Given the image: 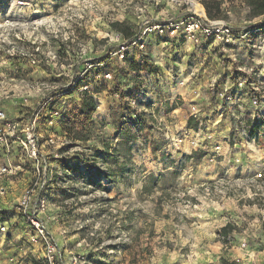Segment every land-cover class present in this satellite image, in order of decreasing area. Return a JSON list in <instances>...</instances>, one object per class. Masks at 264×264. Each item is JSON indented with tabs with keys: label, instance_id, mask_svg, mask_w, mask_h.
<instances>
[{
	"label": "rangeland",
	"instance_id": "obj_1",
	"mask_svg": "<svg viewBox=\"0 0 264 264\" xmlns=\"http://www.w3.org/2000/svg\"><path fill=\"white\" fill-rule=\"evenodd\" d=\"M188 1L161 0L158 6L150 2L146 7L139 0L100 1L99 20L94 25L86 22L85 31L76 33L67 60L47 70L53 77L61 75L58 83H64L74 64L84 67L90 60H107L113 74L112 80L96 84L98 107L88 124L74 128L75 101L70 99L64 112L67 126L63 122L41 128L43 137L53 133L71 142L65 148L43 149L50 163L67 173L62 185L69 191L59 194L54 189L50 214L55 218L48 225L61 243L65 264H74L72 254L77 252L83 254L81 264H264V123L250 126L242 138L234 129L236 119L226 114L215 127H202L213 136L203 144L205 148L189 153L186 147L184 152L173 146L185 129L198 128L196 120V126H188L193 105L200 117L208 116L209 123L216 120L213 111L220 102L216 93L223 87L225 73L235 71L226 70L227 58L214 60L208 55V70L189 80L199 55L182 40L155 35L148 38L145 50L131 52L130 60L137 65L144 58L151 72L137 71L130 60L120 62L109 55L117 43L113 23H124L134 32L141 13L176 17L190 7ZM192 1L234 27L264 19L250 18L244 0ZM52 46H57L55 41ZM161 56L165 60L159 64ZM231 57L242 61L240 56ZM216 73V82L208 85ZM179 76L188 79L187 85L177 82ZM115 90L120 96H114ZM7 102L13 111L10 116H15L20 107ZM238 104L236 98L235 114ZM124 130L135 136L128 142L130 157L120 158L125 168L108 180L97 171L109 173L116 166L109 168L98 157L104 144L122 142ZM23 185L17 182L1 201L10 204ZM226 223L234 228L223 242L218 232ZM20 224L9 226L10 234H0V264H36L25 248H19L22 242H14L16 236L23 237ZM12 254L20 261L9 263ZM29 257L32 261L27 263Z\"/></svg>",
	"mask_w": 264,
	"mask_h": 264
},
{
	"label": "built area",
	"instance_id": "obj_2",
	"mask_svg": "<svg viewBox=\"0 0 264 264\" xmlns=\"http://www.w3.org/2000/svg\"><path fill=\"white\" fill-rule=\"evenodd\" d=\"M100 1L106 0H0V149L3 151L0 161L5 159L4 163L0 162V234L7 235L10 227L21 223L19 232L23 231V237L16 236L14 242L21 241L19 248H25L36 264H65L61 243L48 225L55 218L50 214L54 189L59 194L69 191L62 185L67 173L50 163L43 149L65 148L71 143L53 133L43 137L41 128L62 124L70 99L75 101L74 112L84 95L96 101V84L113 79L107 60H90L84 67L74 64L70 78L64 83H58L61 75L53 77L47 70L67 60L71 43L78 31H85L86 22L94 25L99 20ZM139 1L146 7L150 2L158 6L161 0ZM188 2L190 7L176 17L160 20L141 13L139 17L143 18L131 37L125 38L115 30L117 43L109 55L120 62L126 61L134 49L145 50L148 38L155 35L182 40L199 55L188 73L189 80L208 70L211 63L206 61L208 55L214 60L227 58L226 70L235 71L225 73L223 87L216 93L220 99L213 111L216 120L209 123L208 116L200 117L193 105L191 115L198 128L185 129L174 139L175 150L186 147L190 153L205 148L203 144L213 139L202 127L215 126L226 114L236 119L234 129L242 138L247 137L250 126L264 123V19L234 27L219 18H209L199 1L196 3L201 9L192 0ZM53 41L57 45L55 49ZM233 55L240 56L242 61ZM217 76L214 74L208 85L213 86ZM176 80L180 85L189 82L180 76ZM114 96H120V91L115 90ZM33 98L40 99L34 102ZM236 98L241 103L236 107L238 114L232 108ZM7 101L20 107L15 116H10L13 111H9ZM244 113L248 114L245 125L242 124ZM260 177L261 173L256 174V178ZM20 181L24 185L19 195L10 204H4L1 199ZM205 190L209 192L208 188ZM187 205H191L190 200ZM72 258L74 264H81L83 254L74 253ZM7 261L16 263L20 259L12 254Z\"/></svg>",
	"mask_w": 264,
	"mask_h": 264
},
{
	"label": "trees",
	"instance_id": "obj_3",
	"mask_svg": "<svg viewBox=\"0 0 264 264\" xmlns=\"http://www.w3.org/2000/svg\"><path fill=\"white\" fill-rule=\"evenodd\" d=\"M245 5L248 7L249 10V17L250 18H256L259 16L264 15V0H244ZM207 16L209 18H217V16H214L211 11L206 9ZM113 27L118 30L125 38L131 37L134 33L131 32L129 27H127L124 23L121 22H115L113 23ZM126 60H130L126 59ZM134 60V59H133ZM142 62L135 65L133 63L132 59L129 61V65L131 68H134L136 66L137 71H152L150 65L146 62L144 58L141 59ZM104 61V60H103ZM97 110V101L94 100V98L90 95H84L83 98L80 101L79 107L76 110L75 114L72 115L73 120V126L74 128H82L86 124H88L93 115L95 114ZM66 124V125H65ZM67 121L64 122V125L67 126ZM188 126L194 127L196 126V123L194 122L193 118H189L188 120ZM122 142H116L114 145H110L108 143L104 144L103 150L101 152V156L98 157L99 159H103L104 162L109 164V168H112L111 166H116L115 169H111V172L104 171H97L101 176L106 177L109 180V177L112 175H116L118 172L122 171L125 168V161L122 159L121 162H119L120 158H129L130 157V150L131 147L128 144L129 140L132 138L134 139V135H129L128 130L122 131ZM97 157V156H96ZM95 160V159H94ZM110 174V175H109ZM233 225L230 223H226L224 226H222L219 229V236L223 237V242H226L225 238L229 235V233L233 230ZM264 228V227H263Z\"/></svg>",
	"mask_w": 264,
	"mask_h": 264
},
{
	"label": "crops",
	"instance_id": "obj_4",
	"mask_svg": "<svg viewBox=\"0 0 264 264\" xmlns=\"http://www.w3.org/2000/svg\"><path fill=\"white\" fill-rule=\"evenodd\" d=\"M158 15H159V14H158ZM158 15L155 16L154 19H158V18H161V19H162L161 16H163V14H162L161 16H158ZM176 41H177V40H176ZM177 43H178V42H177ZM177 43H175V44H177ZM165 44H166V42L164 41V42H163V45L165 46ZM187 44H188V43H187ZM188 46H189V45H188ZM180 50H182V49L180 48ZM164 60H165V59H164V56H161V58H160V60H159V64H161L162 61L164 62ZM180 67H181V66H180ZM182 74H183V73H182ZM224 123H225V122H224ZM214 127H215V126H214ZM218 127H220V126H218ZM218 127H217V128H218ZM226 145H227V144H226ZM236 145H237V143H236ZM228 158H229L228 161L230 162V161L232 160V157H230V154L228 155ZM228 166H230V165H228ZM232 170H233V168H232ZM230 174L233 175L234 173H232V171H231ZM223 226H224V225H223Z\"/></svg>",
	"mask_w": 264,
	"mask_h": 264
},
{
	"label": "bare ground",
	"instance_id": "obj_5",
	"mask_svg": "<svg viewBox=\"0 0 264 264\" xmlns=\"http://www.w3.org/2000/svg\"><path fill=\"white\" fill-rule=\"evenodd\" d=\"M194 6L197 7L198 9H201V7L195 2H194Z\"/></svg>",
	"mask_w": 264,
	"mask_h": 264
}]
</instances>
